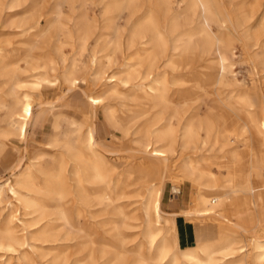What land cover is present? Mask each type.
<instances>
[{"label": "bare ground", "instance_id": "bare-ground-1", "mask_svg": "<svg viewBox=\"0 0 264 264\" xmlns=\"http://www.w3.org/2000/svg\"><path fill=\"white\" fill-rule=\"evenodd\" d=\"M58 1L49 0L51 19L41 35L47 43L53 41L48 52L53 57L42 52L32 63L26 56L20 62L28 68L21 70L14 67L16 63L12 67L8 56L0 52V111H4L0 118V159L2 140L25 141L34 113L47 105L41 99L33 101L32 92L40 93L44 84L52 85L51 77L59 65L67 68L58 79L64 92H75L87 100L92 123L83 129L69 116L52 117L53 131L63 122L67 126L63 136L75 139L57 140L52 135L54 139L44 148L61 151L54 164L48 167L45 163L49 157L46 152L38 154L30 161H44V167L40 161L30 168L20 164L22 167H15L9 177H14V183L10 185L8 178L0 187V191L7 188L25 209L40 212L31 224L15 220L23 232L21 238L10 229L0 228V252L11 255L7 261L1 259L0 264H34L32 255L41 260L50 256L47 264H245L240 256L246 252L244 259L264 264V235L253 233L262 221L258 204L248 195L244 203L236 198L232 204L235 208L246 206V211L255 212L238 222L218 211L225 202L224 195L218 194L226 191L227 173L235 174L242 184L250 181L253 186L264 185V88L257 90L253 82L251 93L241 90L232 76L230 59L239 44L243 59L254 67L258 77H263L259 81L264 83V0H98L95 6L99 15L85 9L89 0H60L70 3V17L63 15ZM24 2L0 0V15L4 11L13 13ZM41 18L27 31L39 26ZM20 23L25 25L23 19ZM69 24L73 31L66 30ZM97 26L106 32L118 31L119 39L111 54L99 59L97 54L102 51L95 45L88 64L82 63L80 54L93 39ZM67 41L79 47L70 62L64 52ZM118 53L123 55L122 62L117 59ZM187 84L211 98L212 107L206 116L198 107L182 112L173 107L170 93L188 91L187 87L177 89ZM96 90L97 97L89 94ZM249 94L256 97L257 104ZM98 111L109 132L127 142L130 153L141 156L137 165L142 171L150 175L161 172L157 184L145 183L143 193L139 192L136 182H127L122 172L109 165L107 157L115 155L98 145ZM174 160L184 175L183 181L195 183L199 194L193 198L196 207L181 209L173 216H182L188 222L229 223L248 241V249L238 246V238L229 233L208 242H195L191 248L180 246L176 236L170 242L166 226L161 223V215L170 214L162 210L160 187L166 178L163 174ZM209 161L228 163L235 170L218 174L197 170ZM39 180L43 185L38 184ZM49 186L52 189L48 191ZM171 189L174 194L181 193L179 185L172 184ZM50 190L61 201L71 196V210L78 212L66 213L63 209L48 213L39 203L43 201L36 197ZM136 198L139 199L127 206L137 204L138 214L128 217L119 201ZM125 218L138 222L135 229L141 228L140 245L134 251L127 250L121 236L128 228L121 225ZM44 220L45 224L40 225ZM246 223L255 226L243 225ZM46 244L58 248L41 254L35 251Z\"/></svg>", "mask_w": 264, "mask_h": 264}, {"label": "rangeland", "instance_id": "rangeland-1", "mask_svg": "<svg viewBox=\"0 0 264 264\" xmlns=\"http://www.w3.org/2000/svg\"><path fill=\"white\" fill-rule=\"evenodd\" d=\"M176 1H178L179 3L180 0H176ZM97 2L98 0H89L86 2L85 9H87L92 15L100 14L99 8L95 6ZM49 4H50L49 0H26V2L21 3V6L15 9L13 13H7V11H4L0 15V52L2 51L3 54L8 56L9 59L8 61L12 65V67L16 63L14 67H19L21 70L27 69L28 66L25 65L24 62H20V61L23 60L26 56H29L27 57L28 58L27 60L29 62L32 60L31 62L33 63L34 60H37L38 58L41 57L42 52L47 53L46 54L47 57H53L52 52L48 53L50 51V48L53 46V41H49L47 43V39H41V35L46 29L45 28L46 24L48 20L51 19V17L49 16V6H50ZM57 5L61 9V12L65 17H70L72 15L73 9L71 8L69 2H62L59 0ZM76 5L79 7L80 5L79 2H76ZM41 15L44 16V18H41L40 17ZM39 18H41L40 25L37 27H33V29L27 31V27L33 26L34 22ZM22 19H23V23L25 24L23 26L20 25L22 24L20 23ZM65 27L66 30L68 31H71L73 29L72 25L70 24L66 25ZM101 29H102L101 26H97L93 39L87 44V48L81 52L79 58L82 63L88 64V62L90 61L92 50L93 48H95V45L96 47H98V50L102 51L97 54V57L99 59L104 57L106 54L109 55L112 53L114 43L116 39L117 40L119 39V32L118 31L106 32V31H102ZM213 29L215 32H217L216 27H213ZM122 30H123L122 32L126 31L125 28H123ZM123 34H125V32ZM100 37H102V39L100 41H97L98 38ZM64 46H65L64 52L68 56L70 62L71 58L75 54H77L79 47L75 42L70 43L69 41H67V43ZM127 54H129V52L126 53L125 58L128 56ZM232 55L233 56L230 58L232 63V68H231L232 76L242 87L241 90H244L247 93L248 92L251 93L252 90L250 89V86L252 85L253 82H255L257 90H260V87L264 88L263 86L264 83L259 81L260 78L262 79L263 77L262 76L258 77V75H256V70L254 69V67L249 62L245 61V59H243L242 50L239 44H236ZM117 59L119 62H122L123 55L118 53ZM57 69L58 70L56 74L52 75L51 77V79L53 80L52 85L48 86L44 84L40 93L32 92L33 101H36L37 99H41V101L43 100L47 105L46 107H43V109L40 112L34 113V117H32V121L27 125L29 129L27 128L25 141H18L16 139H14L13 141H9L8 139L2 140V152L0 159V187L6 184L5 181L10 177L11 173L15 171V167L24 165L27 168H30L32 164L40 161V160L30 161V159L43 152H46L49 155V157L45 158L44 161L49 165L48 167H51L54 164L53 161L55 162L59 158L60 156L59 154L61 153V151L59 150L51 151L44 148V144L50 142L52 138L54 139L52 135L56 136L57 140L75 139L74 136L70 138L63 136V132L67 129V126L63 122L61 123L60 127L57 130L53 131L52 123L55 120L52 117H58V116L60 117L64 115L69 116L75 119L78 123H80L83 129L86 128V126L91 125L92 123V118H91L92 109L89 103L87 102V100H85L82 96H80L75 92L65 93L62 82L58 80L60 73L62 71H65L67 68L65 69L62 67V65H59V68ZM198 70L202 72L204 71L201 69ZM16 76L17 79H20L19 72H16ZM184 86L177 87V89L178 88L185 90L188 89V91H184L180 95H177L174 92L170 93V97L173 101L172 103L173 107H175V109H177L179 112L191 109L192 107H198L200 108L199 110L200 114L206 116V113L212 107L211 98L209 96H204V94L200 90H197L193 85L187 84ZM187 92L189 93V95ZM89 94H91L94 97H97L99 95L98 90L91 91L89 92ZM192 94L193 96L194 95L195 96L193 97ZM249 95L252 96V100L254 101L255 104H257V100L255 99L256 97H254V95L252 94ZM180 103L182 105H180ZM3 114L4 111H0V118L4 116ZM214 115L216 118L218 117L217 113H215ZM95 124H96L95 129L97 130L96 136L98 139L99 147L103 151L115 155L113 157H107V161L109 165L116 172L120 171L124 174V178H123L124 180H127V182H131V183L136 182L137 186L135 187L136 189H138L139 192L144 190L143 186L145 185V183L153 182V184L154 183L157 184L159 178L161 177V172H157L156 174L150 175L147 171H142V169L137 165V163L141 161V156L138 154L130 153L129 144L124 140L115 137L109 132L100 111H98L97 113V120ZM1 128L2 126H0V130ZM65 160L66 162H68L67 157L65 158ZM44 161H40L43 167L45 164ZM173 162H175V160L172 161L171 166H169L167 171L163 174L166 176V178L160 187L162 189L161 207L164 212L170 214L169 216L171 215L173 216V214L180 212L181 209L190 210L192 207H196L195 204H193V198L197 194H199V188H197L195 183L193 182L189 183L183 181L184 180L183 173L181 172V170L177 168V166L175 165L176 163ZM155 164L159 166L160 162H155ZM225 165H226L225 163L220 164L213 161H209L208 163L206 162L203 166H198V167L196 166V167L197 170L203 173L211 172L212 174L215 173L218 174L219 172H223L225 170L224 169ZM9 182L10 185H12L14 183V177L9 178ZM38 184L43 185L42 180H39ZM172 184L174 185L176 184L180 186L181 188L180 194L173 193L171 189ZM225 187H227V176H226ZM47 188L48 191L49 189H52L51 186ZM228 189L229 187L226 188L225 191L226 194L224 192L218 194V195H224V200H225L224 206L218 209L220 214L226 216V218L234 222H238L243 219L245 220L249 216L255 215V212L252 209L246 211L247 210L246 206L242 207L241 209L235 208L234 205L232 204L237 199L235 197V194L234 195L230 194V190ZM6 190L7 188H4L2 191H0V228L10 229L17 238H21L23 236V232L21 228L17 226V222L15 220L20 219L26 225L31 224L34 219H37L39 217L40 212H35L33 208L25 209V207L20 202H18L9 191L7 192ZM222 197L223 196H221V198ZM248 197L249 199H251L250 196ZM138 199L139 198L128 199V200L123 199L119 201V203L122 206H124L123 208H125L128 217H133L138 214L136 208L137 204L127 206L129 205V202H134ZM36 200L43 201L39 203L43 206L44 209H46L48 213H57L63 209L67 210L66 213L73 212L75 214L78 212L76 211V209L74 211L71 210L73 206L71 196H66L61 201L59 199V196L55 192H52L51 190L49 193L44 194L43 197L40 196L36 197ZM238 201L243 202L244 199L239 198ZM261 210H262L261 225L263 226L264 202L262 203ZM169 216L164 214L161 215V223L162 225L166 226L167 231L165 232L167 237L171 242L173 241V239H175L176 236L177 242L180 244V246L187 248H191L196 243H194L193 239H191L190 237L191 235L187 230V228L184 227L186 224L188 223L198 224V223L216 221V220H208V221L191 220L188 222L182 216L179 217H174V216L169 217ZM45 222L46 220L42 221L40 225H44ZM216 222L226 224V226H230L229 223H226L222 220H218ZM137 223L138 222H133L126 218L123 220V223H121V225L124 224L126 227H128L126 230H124L121 236L125 239V242L127 244L126 248L129 251L136 250L137 246L140 245L141 228H136V229L134 228L137 226ZM173 225L176 226V228L173 227ZM243 225L247 227L255 226L254 224H248V223ZM171 227H173V229H171ZM258 230L259 231L256 230L253 231V233L257 234L258 236L264 235V226L259 228ZM225 231L228 230L226 229ZM181 233L184 235V237L182 235V238L179 237V234ZM226 233H229L232 236L238 238L239 241L238 246L245 247L248 244V241H245L241 237V234L239 232L229 230ZM210 240L212 239L210 238ZM99 241L100 240H97L98 243ZM182 247H180L177 250L178 253L181 252ZM246 247H247L246 249L249 248L248 246ZM38 248L40 249H37L35 251H39L38 254H41L43 252L46 253V251H51L53 249H56L58 248V246L53 244H46L45 246L43 247L39 246ZM247 253L248 252L242 254L240 258L244 260L245 264H254L250 261V259H244ZM1 256L4 257L0 258V261L1 259L7 261L11 255L7 257L6 255H4L3 252H0V257ZM32 257L34 260V264H44V263L47 264L50 258V256H48L45 259L41 260L36 255H32ZM12 262L13 259L11 263Z\"/></svg>", "mask_w": 264, "mask_h": 264}, {"label": "crops", "instance_id": "crops-1", "mask_svg": "<svg viewBox=\"0 0 264 264\" xmlns=\"http://www.w3.org/2000/svg\"><path fill=\"white\" fill-rule=\"evenodd\" d=\"M224 169H225L224 171H228V172H230L231 169L235 170V168L233 166L231 168L228 163H226ZM227 187H229V190L231 192H234L236 198H245L247 197V195L250 196L251 199L256 204H258L259 211L260 212L262 211L261 210L262 203L264 202V185L263 186H253V183H251L250 181L248 183L242 184L241 181L238 178H236L235 174L232 175L231 173L229 174L227 173ZM169 213H172V212H169ZM263 226L262 225L259 226L258 228L254 229V231L255 230L259 231L258 229ZM184 227H186L187 230L189 231L191 235L190 237L191 239H193L194 243L209 241L210 238L211 239L217 238L222 233H226L229 230L238 232V230L235 228H232V227L226 226V224L217 223V222H206V223H198V224L188 223ZM226 229L228 231H225ZM182 235H183L182 233L179 234V237L182 238Z\"/></svg>", "mask_w": 264, "mask_h": 264}]
</instances>
